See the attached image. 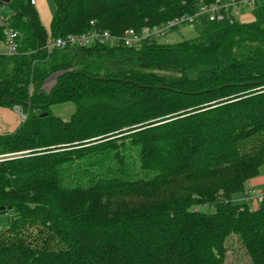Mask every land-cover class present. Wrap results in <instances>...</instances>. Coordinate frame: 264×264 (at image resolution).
<instances>
[{
    "label": "trees",
    "instance_id": "trees-1",
    "mask_svg": "<svg viewBox=\"0 0 264 264\" xmlns=\"http://www.w3.org/2000/svg\"><path fill=\"white\" fill-rule=\"evenodd\" d=\"M53 2L49 31L30 0L0 2L18 33L0 109L25 117L0 134V264H223L229 241L264 264V200L233 201L264 165V3L251 24L202 21L177 44L49 49L212 0Z\"/></svg>",
    "mask_w": 264,
    "mask_h": 264
},
{
    "label": "built area",
    "instance_id": "built-area-1",
    "mask_svg": "<svg viewBox=\"0 0 264 264\" xmlns=\"http://www.w3.org/2000/svg\"><path fill=\"white\" fill-rule=\"evenodd\" d=\"M36 0H30V4L35 6ZM264 0H212L211 3L205 4L199 2L196 10L192 15L182 16L173 21L167 22L160 26H144L141 30L135 31L129 29L121 37L111 35L107 31L92 29L86 34L80 36H68L66 39H58L50 42L48 48L65 49L66 47H90L95 44L106 45L110 47L122 45L129 49H138L141 43L147 40H154L160 44L171 45L170 37L174 30L180 26H195L199 22L208 23H238L237 19L245 14V11L251 12L256 9ZM0 24L4 28V54L8 56L15 55L18 49V33L10 29L6 20L1 19ZM93 25V22H91ZM1 52V51H0ZM3 53V52H2ZM25 117L22 115V120ZM264 193H246V201H254L257 204L262 203Z\"/></svg>",
    "mask_w": 264,
    "mask_h": 264
},
{
    "label": "rangeland",
    "instance_id": "rangeland-1",
    "mask_svg": "<svg viewBox=\"0 0 264 264\" xmlns=\"http://www.w3.org/2000/svg\"><path fill=\"white\" fill-rule=\"evenodd\" d=\"M37 10L40 11L41 21L42 23H46L52 17L55 6L53 0H37ZM12 15V11L9 7L1 6L0 7V17L3 20H7ZM238 23L241 24H251L254 22V16L251 12L245 11L241 17L237 19ZM48 28V26H46ZM199 35L198 31L193 26H180L174 30L173 34L170 36L172 38L171 44H177L184 40H189L196 38ZM0 51L4 53V46L0 45ZM55 83V79L51 78L48 82H46L43 86L44 91H49ZM53 114L59 116L63 119L69 117L72 113L73 108L70 105L53 107ZM14 116L12 117L14 120H17V123L22 122V113L19 109H14L10 111ZM9 124L5 123L3 120H0V134L8 131ZM1 158V157H0ZM262 173H264V165L261 168ZM260 191L264 190V186H262ZM256 193H260L256 190ZM264 200V199H263ZM234 203L243 204L245 203L244 194L240 193L234 196ZM6 226L5 217H0V228H4ZM228 252L226 254V258L223 264H250L248 258L243 254L242 249L234 243V241L227 242Z\"/></svg>",
    "mask_w": 264,
    "mask_h": 264
},
{
    "label": "crops",
    "instance_id": "crops-1",
    "mask_svg": "<svg viewBox=\"0 0 264 264\" xmlns=\"http://www.w3.org/2000/svg\"><path fill=\"white\" fill-rule=\"evenodd\" d=\"M34 8L36 9V11H37V13L39 15V19L41 21L40 11L37 10V0H36ZM51 18L52 17H50V19L47 21V25H46V23L44 24L41 21L42 26L47 31H49ZM46 26H48V28ZM10 111L11 110H2V109H0V120H3L5 123L9 124L8 131L5 132V133H9V132L14 131L18 127V125L20 124L19 122L17 123V120H14L12 118L14 115ZM1 134H3V133H1ZM262 186H264V173H262V171L260 169L259 175L256 178H254V179H252V180H250L248 182L246 192L243 193L245 202H246V193L249 192V191L256 193V190H257L260 193H264V190H262V191L259 190ZM249 206L252 209H256L259 206V204L255 203L254 201H251L249 203Z\"/></svg>",
    "mask_w": 264,
    "mask_h": 264
},
{
    "label": "water",
    "instance_id": "water-1",
    "mask_svg": "<svg viewBox=\"0 0 264 264\" xmlns=\"http://www.w3.org/2000/svg\"><path fill=\"white\" fill-rule=\"evenodd\" d=\"M9 1H10V0H0V2H2V3H4V4H8ZM50 79H51V78H50ZM50 79H49V80H50ZM49 80H47L46 82H48ZM46 82H45V83H46ZM40 117H41V118H42V117H45V115H41Z\"/></svg>",
    "mask_w": 264,
    "mask_h": 264
}]
</instances>
